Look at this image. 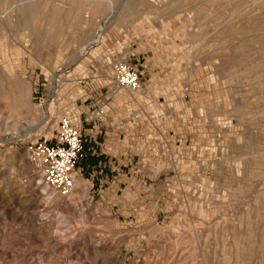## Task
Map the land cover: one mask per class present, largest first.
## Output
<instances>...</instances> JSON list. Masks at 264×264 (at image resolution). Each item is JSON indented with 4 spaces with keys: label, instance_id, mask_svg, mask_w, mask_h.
I'll return each mask as SVG.
<instances>
[{
    "label": "rangeland",
    "instance_id": "rangeland-1",
    "mask_svg": "<svg viewBox=\"0 0 264 264\" xmlns=\"http://www.w3.org/2000/svg\"><path fill=\"white\" fill-rule=\"evenodd\" d=\"M117 58L148 99L112 104L182 145L149 167L155 206L108 209L80 177L58 198L27 159ZM0 264H264V0H0Z\"/></svg>",
    "mask_w": 264,
    "mask_h": 264
},
{
    "label": "crops",
    "instance_id": "crops-1",
    "mask_svg": "<svg viewBox=\"0 0 264 264\" xmlns=\"http://www.w3.org/2000/svg\"><path fill=\"white\" fill-rule=\"evenodd\" d=\"M138 67L142 66L139 64L133 66L136 70ZM144 97L143 100L148 99L146 91ZM95 100L87 106L78 107L83 122L85 159L77 166V178L80 177L88 183L89 192L90 189L93 190L91 191L92 197L98 198V203L108 209L133 207V200L125 201L118 198V195L123 194H127L129 198L134 197L136 201L141 198L146 200L147 205L155 206L162 201L161 195H157L161 187L156 184L147 186L146 183L151 177L149 167L161 163L163 155L177 152L182 145L178 142L172 144L165 136L168 152H161L160 149L158 155L151 153V144L154 142L151 136L142 135L143 128L146 129L150 123L146 116L143 115V119L138 124L139 129H136V132L140 130V133H130L127 130L126 118L123 117L125 108L120 106V103L126 99L120 100L119 105L116 104V106L110 100V111L100 121L90 120ZM152 124L154 130L157 131V127L160 126ZM158 132L161 131L158 130ZM130 135L134 136V142H131ZM143 142H145L144 148L148 153L136 150V144ZM144 192H149V194L145 195Z\"/></svg>",
    "mask_w": 264,
    "mask_h": 264
},
{
    "label": "built area",
    "instance_id": "built-area-1",
    "mask_svg": "<svg viewBox=\"0 0 264 264\" xmlns=\"http://www.w3.org/2000/svg\"><path fill=\"white\" fill-rule=\"evenodd\" d=\"M106 49V52L111 56V49ZM107 64L110 71L107 86L112 90L104 95L100 93L97 96L90 113V120L93 121H100L109 113V103L114 95L127 97L135 103L145 98V89L141 81V73L138 70L130 66L125 59L120 58L112 62L108 59ZM97 78L95 77V81L99 82ZM79 84L81 83L79 82ZM97 84L100 85V83ZM107 86L102 85L100 89ZM120 106L126 108L127 99L122 101ZM78 107L77 103L74 102L59 109L60 115L54 130L53 143L37 139L34 142L27 143L25 147L28 162L34 168L42 185L47 192L61 199L69 198L76 190V182L78 181L76 176L77 166L85 158L83 122ZM126 110L127 130L132 133L135 128H138L139 122L143 119V111L140 108H127ZM150 128H154L151 121ZM156 134H158L156 138L151 136L154 144H151L150 152L153 153L156 150V155L160 151L168 152L165 136L161 132H156ZM130 138L131 142L135 141L134 136L130 135ZM143 143L136 144L138 152H141L144 148L145 142ZM157 144L159 148H157Z\"/></svg>",
    "mask_w": 264,
    "mask_h": 264
},
{
    "label": "bare ground",
    "instance_id": "bare-ground-1",
    "mask_svg": "<svg viewBox=\"0 0 264 264\" xmlns=\"http://www.w3.org/2000/svg\"><path fill=\"white\" fill-rule=\"evenodd\" d=\"M23 1V0H22ZM162 1H166V0H162ZM152 2V1H151ZM22 3V2H21ZM27 91V93H26V97H28V93H29V86H27V89H26ZM30 164V163H29ZM31 165V164H30ZM32 166V165H31ZM51 195V194H50Z\"/></svg>",
    "mask_w": 264,
    "mask_h": 264
}]
</instances>
